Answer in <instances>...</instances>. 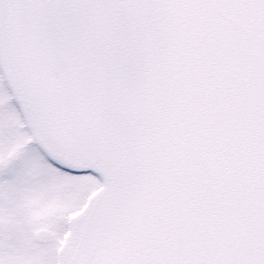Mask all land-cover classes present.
Here are the masks:
<instances>
[{"label":"snow or ice","instance_id":"6c2138e0","mask_svg":"<svg viewBox=\"0 0 264 264\" xmlns=\"http://www.w3.org/2000/svg\"><path fill=\"white\" fill-rule=\"evenodd\" d=\"M0 264H264V0H0Z\"/></svg>","mask_w":264,"mask_h":264}]
</instances>
